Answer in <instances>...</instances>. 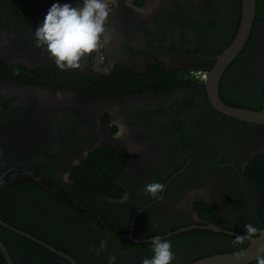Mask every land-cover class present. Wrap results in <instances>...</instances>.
Here are the masks:
<instances>
[{
	"label": "flooded vegetation",
	"instance_id": "af4514ba",
	"mask_svg": "<svg viewBox=\"0 0 264 264\" xmlns=\"http://www.w3.org/2000/svg\"><path fill=\"white\" fill-rule=\"evenodd\" d=\"M55 2L78 0H0V264H142L156 235L189 264L261 237L264 124L214 109L202 82L242 0H107L109 39L79 69L36 46ZM218 94L263 107L264 0Z\"/></svg>",
	"mask_w": 264,
	"mask_h": 264
},
{
	"label": "clouds",
	"instance_id": "9594fccd",
	"mask_svg": "<svg viewBox=\"0 0 264 264\" xmlns=\"http://www.w3.org/2000/svg\"><path fill=\"white\" fill-rule=\"evenodd\" d=\"M109 15L107 0H78L75 5L55 2L33 32L36 46L44 49L58 68L79 69L82 59L96 51L102 39L108 41L105 23ZM206 80L204 75L202 82ZM163 188V184L153 182L145 186V191L156 194ZM245 231L251 236L258 229L248 224ZM147 243L151 244L152 255L144 258L142 264H173L175 256L170 241L156 235Z\"/></svg>",
	"mask_w": 264,
	"mask_h": 264
},
{
	"label": "water",
	"instance_id": "95a60500",
	"mask_svg": "<svg viewBox=\"0 0 264 264\" xmlns=\"http://www.w3.org/2000/svg\"><path fill=\"white\" fill-rule=\"evenodd\" d=\"M255 3L256 0H242L243 20L237 37L229 49L219 57V62L212 68L208 79L205 81V86L209 100L217 111L227 117L256 124H264V104L258 112H251L225 105L218 94L219 81L224 68H226L232 58L243 48L249 37L254 17ZM26 89L31 90L30 88ZM209 228L215 231L219 230L214 226H210ZM248 242L249 246L244 250L202 257L189 264H250L260 260L264 255V235L256 239H248Z\"/></svg>",
	"mask_w": 264,
	"mask_h": 264
},
{
	"label": "trees",
	"instance_id": "16d2710c",
	"mask_svg": "<svg viewBox=\"0 0 264 264\" xmlns=\"http://www.w3.org/2000/svg\"><path fill=\"white\" fill-rule=\"evenodd\" d=\"M96 157V156H95ZM96 158H98V159H100V157H99V155L96 157ZM101 161H100V163L101 164H103V165H101L100 166V164H99V167L100 168H103V169H105L106 167H107V164L105 163V161H103V157L100 159ZM103 161V162H102ZM93 162V165L92 166H94V163H96L94 160L92 161ZM98 163V162H97ZM89 168H87L86 169V171L87 172H89V175L91 176L89 179H87L86 178V181L88 182V183H91L92 182V178L94 177V176H96V175H98L100 172H102L101 170H99V169H97V167L94 169V167H93V169L95 170V173H96V175H93V172H94V170L90 173V171L88 170ZM90 180V181H89ZM93 182H94V180H93ZM96 182V181H95ZM104 181H102L101 183H103ZM262 260H264V256H263V258H262ZM256 264H260V262H257Z\"/></svg>",
	"mask_w": 264,
	"mask_h": 264
}]
</instances>
